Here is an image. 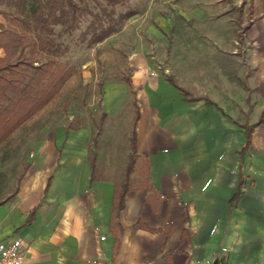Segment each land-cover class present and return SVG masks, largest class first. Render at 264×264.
Segmentation results:
<instances>
[{
    "label": "crops",
    "instance_id": "0c3cea01",
    "mask_svg": "<svg viewBox=\"0 0 264 264\" xmlns=\"http://www.w3.org/2000/svg\"><path fill=\"white\" fill-rule=\"evenodd\" d=\"M230 1H215L216 16ZM247 1L238 0L241 11ZM243 13L231 18L238 28L229 49L212 57L228 56V75L217 65L209 89L192 86L172 49L158 70L140 44L127 56L129 82L102 85L101 122L70 116L0 160V241L20 239L24 264H209L219 247L227 264L263 261L264 0ZM155 18L157 27L146 28L154 42L172 26L161 13ZM128 106L135 122L123 118ZM133 125L137 158L113 218Z\"/></svg>",
    "mask_w": 264,
    "mask_h": 264
},
{
    "label": "rangeland",
    "instance_id": "374dc122",
    "mask_svg": "<svg viewBox=\"0 0 264 264\" xmlns=\"http://www.w3.org/2000/svg\"><path fill=\"white\" fill-rule=\"evenodd\" d=\"M215 1L127 0L125 4L113 7L114 15L117 17L120 13L130 11L132 16L118 24L115 32L90 47L87 45L90 34L82 40V32L93 19L88 11L83 13L78 27L70 34L62 32L60 26H55L51 39L60 45L57 60L72 65L74 74L52 102L19 126L6 144L0 145V160L11 156L28 138L39 136L44 127L51 128L56 124H64L70 116L74 121L87 118L98 120L102 85L119 80L128 83L127 56L131 51L139 49L140 44L146 47L149 58L152 57V60L159 63L158 70L163 69L161 61L165 60L161 54L172 49L171 56L174 62L180 58V65L186 68L184 76L201 92L210 88V78L217 65L220 66L223 76L228 75L227 71L230 70L227 66L228 56L225 54L218 59L212 57L216 48L229 49L230 42L226 40L236 36L238 28L235 23L232 24L231 18L237 20L245 18V15H241L244 11L247 15V9L242 8L244 11H241L238 4L240 2L233 0L234 4L229 2L227 13H218L216 16L219 11L216 9ZM81 5L86 6L91 13L102 15L104 24L107 23L102 9L108 10L110 6L105 0H83ZM244 6L248 7L249 2L247 1ZM179 8L182 11H179ZM158 13L164 18H169L172 26L165 36H160V40L154 42L153 37L147 35L146 28L150 24L157 27L155 15ZM215 20H218V25H213ZM214 38L218 39L216 42L218 46L214 43ZM182 91L189 94L190 90L183 87ZM130 97V94L127 95V98ZM133 114L134 111L129 106L122 111L123 118L130 122L135 120ZM241 157L240 155V160ZM236 191L237 189L235 193ZM239 197L232 204H236Z\"/></svg>",
    "mask_w": 264,
    "mask_h": 264
},
{
    "label": "trees",
    "instance_id": "16d2710c",
    "mask_svg": "<svg viewBox=\"0 0 264 264\" xmlns=\"http://www.w3.org/2000/svg\"><path fill=\"white\" fill-rule=\"evenodd\" d=\"M82 1L0 0V14L7 22L5 26L0 27V49L4 51V56L0 57V145L6 144L19 126L52 102L74 74L72 65L57 60L60 45L51 39L55 26H60L62 32L70 34L78 27L83 13L88 11L93 19L82 32V40L90 34L87 43L90 47L115 32L117 25L132 15L130 11L120 13L117 17L114 15L113 7L123 5L127 0H105L110 9H102L107 19V23L104 24L102 15L91 13L86 6L81 5ZM248 2L247 16H250L252 0ZM104 116L103 113L100 115L99 122ZM136 118L137 116L134 122ZM96 124L99 129L98 122ZM251 130L252 126H247L245 129L247 140ZM136 158L133 125L125 180L117 184L114 190L113 218H116L123 208L125 193L130 188L129 176L134 169ZM90 161L92 175L93 161L92 159ZM139 173L145 174V185H147L146 162ZM242 186L243 180L240 177V183L231 203L240 196ZM184 219L186 221L187 217Z\"/></svg>",
    "mask_w": 264,
    "mask_h": 264
},
{
    "label": "built area",
    "instance_id": "2783aa9c",
    "mask_svg": "<svg viewBox=\"0 0 264 264\" xmlns=\"http://www.w3.org/2000/svg\"><path fill=\"white\" fill-rule=\"evenodd\" d=\"M22 249L20 239L0 241V264H24Z\"/></svg>",
    "mask_w": 264,
    "mask_h": 264
},
{
    "label": "water",
    "instance_id": "95a60500",
    "mask_svg": "<svg viewBox=\"0 0 264 264\" xmlns=\"http://www.w3.org/2000/svg\"><path fill=\"white\" fill-rule=\"evenodd\" d=\"M209 264H227V251L221 247L217 248L211 257ZM258 264H264V260Z\"/></svg>",
    "mask_w": 264,
    "mask_h": 264
}]
</instances>
